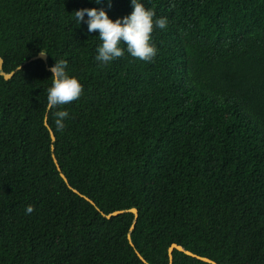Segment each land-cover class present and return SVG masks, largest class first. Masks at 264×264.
Wrapping results in <instances>:
<instances>
[{"label":"trees","instance_id":"trees-1","mask_svg":"<svg viewBox=\"0 0 264 264\" xmlns=\"http://www.w3.org/2000/svg\"><path fill=\"white\" fill-rule=\"evenodd\" d=\"M143 3L155 59L101 65L74 11L130 0H0V264H264V0ZM55 60L84 92L48 111Z\"/></svg>","mask_w":264,"mask_h":264},{"label":"clouds","instance_id":"clouds-1","mask_svg":"<svg viewBox=\"0 0 264 264\" xmlns=\"http://www.w3.org/2000/svg\"><path fill=\"white\" fill-rule=\"evenodd\" d=\"M99 5L104 0H94ZM132 12L122 18L111 19L103 8H82L74 11V20L79 25L87 24L88 33L98 30L100 44L96 48L95 60L101 65H107L127 53L143 62H152L158 53L153 41L156 29L165 31L168 27L167 17H156L155 12L146 8L143 0H130ZM112 0H108L111 7ZM85 15L87 19L85 20ZM46 52L41 51V55ZM51 85L47 88V110L60 109L81 98L84 92L79 78L70 74L66 60H55L50 69ZM57 131L66 127L64 121L69 118L67 110L55 112ZM26 211L31 213L33 208L28 206Z\"/></svg>","mask_w":264,"mask_h":264},{"label":"water","instance_id":"water-1","mask_svg":"<svg viewBox=\"0 0 264 264\" xmlns=\"http://www.w3.org/2000/svg\"><path fill=\"white\" fill-rule=\"evenodd\" d=\"M36 59H42L43 61H47V54L45 53L44 55H41V52L38 53L36 56H33L31 57L27 62L23 63L22 65H20L17 69H20L23 65L27 64L28 62H31V61H34ZM3 67V60L0 59V69H2ZM49 69H51V67H49ZM15 71H13L14 73ZM5 74L4 72L1 71V74L4 75V77L6 79H9L11 77V75L13 74ZM45 124H47V118H45ZM52 136V139L54 140V136L53 134L51 135ZM57 163V161H55ZM58 169H59V166H58ZM62 177L66 180L65 176L62 174ZM123 211H116V212H113L112 214L110 215H107V217H111L112 215H118L119 213H122ZM131 212H133L135 214V218L137 217V210L136 209H132ZM176 248L178 250H182L183 248L179 245H176V244H173L170 248H169V255H170V264H172V250ZM187 254H190V255H193V256H196L194 254H192L191 252L189 251H186ZM199 257V256H198ZM200 259L202 260H205V261H210L209 259L207 258H204V257H199Z\"/></svg>","mask_w":264,"mask_h":264}]
</instances>
